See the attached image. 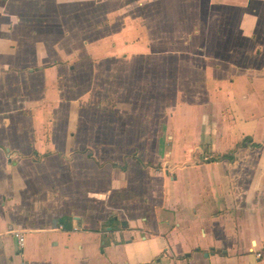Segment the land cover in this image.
<instances>
[{
    "label": "crops",
    "instance_id": "1",
    "mask_svg": "<svg viewBox=\"0 0 264 264\" xmlns=\"http://www.w3.org/2000/svg\"><path fill=\"white\" fill-rule=\"evenodd\" d=\"M69 1L0 0V264H264V0H134L135 18L131 0H95L122 17L95 41L115 60L192 48L208 82L239 80L175 109L196 122L135 125L157 169L126 151L127 118L81 135L94 91H68L75 65L54 50L82 14Z\"/></svg>",
    "mask_w": 264,
    "mask_h": 264
},
{
    "label": "rangeland",
    "instance_id": "2",
    "mask_svg": "<svg viewBox=\"0 0 264 264\" xmlns=\"http://www.w3.org/2000/svg\"><path fill=\"white\" fill-rule=\"evenodd\" d=\"M69 2L71 3L66 7L68 6L70 11H78L82 14L79 15L77 12V15L66 17L64 23H66L65 29L68 35L67 42L62 43L54 50L60 51L63 57H67L68 63L73 61V65H75V70L69 74L67 81L68 91H94V95L88 99L89 103L85 104V108L89 110L83 112L84 127L81 135L85 138V142L90 136L95 138L97 132L98 134L111 133L113 129L108 128V120L116 119L118 121L127 118L132 122V126H135L146 119L151 123V131L156 126L161 127L163 121H173L174 118L185 114L190 116V120L196 122L199 113H194V111L177 113L178 111L175 109L188 105V103L191 104V102L197 104L199 100H208L207 91L236 90L235 84L239 80L235 81L231 77L223 79L219 78V75H215L208 82L203 72L199 71L202 68V63L189 62L191 61L190 56L183 55L191 54L192 48H151L146 54L148 56L133 55L126 60H115L116 58L109 56L107 48L95 47V41L107 35L111 28H117L119 22L122 23V17L111 18L110 20L114 24L110 26L102 15L103 9L106 7L95 8V0ZM129 3H131V10H128L129 15L127 16L140 17L138 16L139 11L134 7L135 1L131 0ZM81 41L84 48L81 47ZM200 50L197 52H201ZM177 52L181 55L178 56ZM84 53H87L89 57L93 56L95 62L91 58H86ZM219 66L224 68L227 65ZM78 84L80 85L77 87ZM110 91H116L117 94L114 98H111ZM115 105H118L121 110L110 112ZM124 108L125 110H123ZM95 121H99L101 125L100 129L96 131ZM140 128L132 127V144L127 146L126 151L132 152L134 160L137 159V152H141L142 156L146 157L142 163L143 166L147 165L157 169L160 164H157L155 159L149 156L150 154L154 157L155 144H149L147 148L145 141L142 140L144 133ZM138 136L141 137L140 143H136ZM119 148L117 146L118 153L122 151ZM137 148H140L139 151L136 150ZM85 150L91 156L94 154L91 148L87 147ZM93 156L89 159L102 167L103 162L94 160Z\"/></svg>",
    "mask_w": 264,
    "mask_h": 264
},
{
    "label": "trees",
    "instance_id": "3",
    "mask_svg": "<svg viewBox=\"0 0 264 264\" xmlns=\"http://www.w3.org/2000/svg\"><path fill=\"white\" fill-rule=\"evenodd\" d=\"M248 142H250V140L245 139V140L243 141L242 145L244 146V145H245L246 143H248ZM252 146H253V147H256L257 145H252ZM223 159H229V160H231L232 157L229 156V155H220V156H217V157H216V160H223Z\"/></svg>",
    "mask_w": 264,
    "mask_h": 264
},
{
    "label": "built area",
    "instance_id": "4",
    "mask_svg": "<svg viewBox=\"0 0 264 264\" xmlns=\"http://www.w3.org/2000/svg\"><path fill=\"white\" fill-rule=\"evenodd\" d=\"M15 236L18 239L19 245H22L23 244V237H22V235L16 233Z\"/></svg>",
    "mask_w": 264,
    "mask_h": 264
}]
</instances>
